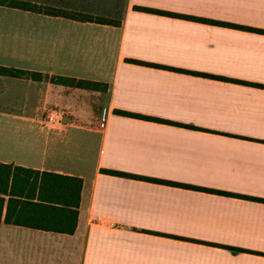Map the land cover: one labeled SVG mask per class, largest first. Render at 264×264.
Listing matches in <instances>:
<instances>
[{
    "label": "crops",
    "instance_id": "obj_1",
    "mask_svg": "<svg viewBox=\"0 0 264 264\" xmlns=\"http://www.w3.org/2000/svg\"><path fill=\"white\" fill-rule=\"evenodd\" d=\"M27 1L116 23L0 4V66L105 84L0 74L4 189L11 164L83 179L70 234L0 191V264H264V0Z\"/></svg>",
    "mask_w": 264,
    "mask_h": 264
},
{
    "label": "trees",
    "instance_id": "obj_2",
    "mask_svg": "<svg viewBox=\"0 0 264 264\" xmlns=\"http://www.w3.org/2000/svg\"><path fill=\"white\" fill-rule=\"evenodd\" d=\"M1 5L44 13L52 16H60L79 21H89L98 23H116L106 17L95 16L93 14L37 4L27 0H0ZM146 11H156L153 8L137 7ZM0 74L28 77L35 80H49L54 84L68 87H79L96 90L105 87V84L91 80L78 79L71 76L34 72L16 68L0 66ZM116 113L125 115H139L137 113L116 109ZM7 173H11L12 182L9 189L8 178L4 189L2 179L0 191L10 195L6 221L18 225L36 227L43 230L61 233H74L79 215L81 201V191L83 179L50 171H41L13 164L6 166ZM113 174L131 175L114 170H106ZM3 207V200L0 201V222Z\"/></svg>",
    "mask_w": 264,
    "mask_h": 264
},
{
    "label": "built area",
    "instance_id": "obj_3",
    "mask_svg": "<svg viewBox=\"0 0 264 264\" xmlns=\"http://www.w3.org/2000/svg\"><path fill=\"white\" fill-rule=\"evenodd\" d=\"M46 117L48 121L53 125H61L65 120L70 117L69 112L64 108L51 107L46 111ZM97 222H102L101 218L98 216L96 218Z\"/></svg>",
    "mask_w": 264,
    "mask_h": 264
},
{
    "label": "rangeland",
    "instance_id": "obj_4",
    "mask_svg": "<svg viewBox=\"0 0 264 264\" xmlns=\"http://www.w3.org/2000/svg\"><path fill=\"white\" fill-rule=\"evenodd\" d=\"M51 108V107H50ZM49 109V108H48ZM47 111V110H46Z\"/></svg>",
    "mask_w": 264,
    "mask_h": 264
}]
</instances>
